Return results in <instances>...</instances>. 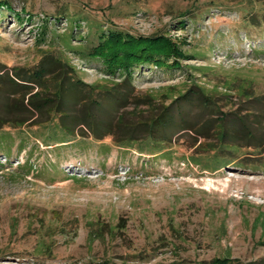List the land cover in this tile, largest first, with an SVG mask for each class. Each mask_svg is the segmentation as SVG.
I'll return each mask as SVG.
<instances>
[{
    "label": "rangeland",
    "instance_id": "rangeland-1",
    "mask_svg": "<svg viewBox=\"0 0 264 264\" xmlns=\"http://www.w3.org/2000/svg\"><path fill=\"white\" fill-rule=\"evenodd\" d=\"M0 1V264H264V0Z\"/></svg>",
    "mask_w": 264,
    "mask_h": 264
},
{
    "label": "trees",
    "instance_id": "trees-1",
    "mask_svg": "<svg viewBox=\"0 0 264 264\" xmlns=\"http://www.w3.org/2000/svg\"><path fill=\"white\" fill-rule=\"evenodd\" d=\"M0 5L10 7L7 1H0ZM100 38L99 44L92 49L89 56L95 59H102L109 67V73L115 74L121 68L128 81L132 79V73L137 67L144 65L159 67L168 61L165 59L168 56L162 49V45H160L161 43L158 39L136 38L130 34L122 35L121 32L116 33L114 31L106 34L102 33ZM33 78L40 82V86H46L40 81L43 79L42 71L34 73ZM16 84L19 85L18 83ZM60 90L61 84L58 86V92ZM32 104L34 107H39L38 103ZM6 138L5 136H1L0 139L6 140ZM96 139L102 140L98 137Z\"/></svg>",
    "mask_w": 264,
    "mask_h": 264
}]
</instances>
